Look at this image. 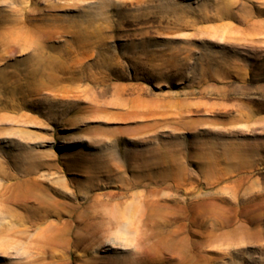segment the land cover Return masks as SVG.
I'll use <instances>...</instances> for the list:
<instances>
[{"label": "rangeland", "instance_id": "374dc122", "mask_svg": "<svg viewBox=\"0 0 264 264\" xmlns=\"http://www.w3.org/2000/svg\"><path fill=\"white\" fill-rule=\"evenodd\" d=\"M1 76L0 264H264V0H0Z\"/></svg>", "mask_w": 264, "mask_h": 264}, {"label": "bare ground", "instance_id": "6f19581e", "mask_svg": "<svg viewBox=\"0 0 264 264\" xmlns=\"http://www.w3.org/2000/svg\"><path fill=\"white\" fill-rule=\"evenodd\" d=\"M21 12V11H20ZM21 14V13H20ZM22 15V14H21ZM20 15V16H21ZM19 16V15H18ZM16 20L19 22V26L18 28L16 29L17 32H20V34L22 36H25L27 35V37H29L30 40L32 41H36L38 40L39 36H44L45 33H43L44 31V24H39L38 26H35L32 28H30L29 26V23L31 21L30 18H28L26 15H23L21 18L18 17L16 18ZM12 32V31H11ZM32 33H36L38 32V35L37 37H33V35L31 34ZM80 32H84V36L86 38H90V32L87 31V29H82ZM36 35V34H35ZM12 36V35H11ZM21 36V37H22ZM77 36H78V33H77ZM20 37V38H21ZM26 37V36H25ZM11 41V40H10ZM6 42V41H5ZM25 42V41H24ZM28 43V42H27ZM92 42L91 41H88V44H91ZM26 44V43H25ZM30 44V42H29ZM32 45V44H31ZM10 47V45H9ZM33 47V46H32ZM44 47V44H42V46L40 44H38V46H36V52L34 53H29L28 55V59L31 61V60H35V64L36 66H30L28 68H26V74H30L31 75V78L34 77L35 79V76H40V77H45L47 75H49V73L51 75H53V72L55 70V65L54 64H51V63H48V61L44 60V59H40V57H42V53L40 50L41 48ZM11 48V47H10ZM34 48H32V51H33ZM46 51V49H45ZM31 52V51H30ZM47 52V51H46ZM48 53V52H47ZM49 69V71H47ZM87 79V78H86ZM4 81H6V78L1 76L0 77V87H2V85L4 84ZM92 197V196H90ZM85 198H89V195H86ZM36 200V204L34 205L35 207L32 208V211H34V213L38 215V219L40 221L37 220V222L35 223H38L40 225H43V227L41 228V231H39V236L42 237L44 239V244H49L48 241L50 242H53L54 243H57L59 244L61 241L65 240V236L69 233L70 229L72 228V224L76 223L79 225H82V229L87 233H90L91 232V229H93V227L98 224V222L96 221V218H98V212L95 210L94 212L92 213H86L85 210H83L82 212H80L76 217H75V214L71 212H69L67 214V217L65 219H63L61 217V213L58 211V209H54L53 207H51L52 203L51 201L49 202L42 193L38 194L35 196L34 198ZM35 203V202H34ZM147 204V203H146ZM49 215H52L54 216V220H47V217ZM140 215V214H139ZM143 215V214H142ZM151 217H153V222H154V226L156 227H160V224L158 223V217L160 215L159 212L155 211V210H152L151 211ZM104 217V216H103ZM143 217V216H142ZM33 218V217H32ZM76 218V219H75ZM151 219V218H150ZM32 220V219H31ZM35 220V219H34ZM33 221V220H32ZM38 226V225H37ZM99 227V226H98ZM38 231V230H37ZM211 232V231H210ZM92 235H94V233H92ZM166 238V237H165ZM168 238V237H167ZM67 241V240H66ZM42 246H44L43 244H41ZM174 246V243L170 244V246ZM46 246V245H45ZM40 247V246H39ZM44 248V252L46 251L45 250V247ZM160 248V247H159ZM155 250V249H154ZM159 251V249H158ZM43 252V250L41 251ZM152 252V251H151ZM157 252V251H156ZM180 252V251H179ZM181 253V252H180ZM182 254V253H181ZM190 255V254H189ZM159 256V255H158ZM194 256V255H193ZM192 256V257H193ZM160 257V256H159ZM187 257V255H186ZM155 258V257H154ZM174 258V257H173ZM158 259V258H156ZM160 259V258H159ZM158 259V260H159ZM186 259V258H185ZM161 260V259H160ZM179 260V259H178ZM192 260V258H191ZM148 261V260H147ZM151 261H152V258H151ZM185 261V260H184ZM183 261V262H184ZM190 261V260H189ZM144 262V261H143ZM154 262V261H153ZM194 262V260H193ZM155 264V263H154Z\"/></svg>", "mask_w": 264, "mask_h": 264}]
</instances>
